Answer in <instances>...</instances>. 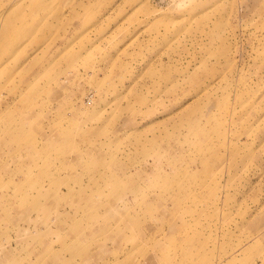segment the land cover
Here are the masks:
<instances>
[{
    "label": "rangeland",
    "instance_id": "374dc122",
    "mask_svg": "<svg viewBox=\"0 0 264 264\" xmlns=\"http://www.w3.org/2000/svg\"><path fill=\"white\" fill-rule=\"evenodd\" d=\"M0 264H264V0H0Z\"/></svg>",
    "mask_w": 264,
    "mask_h": 264
}]
</instances>
